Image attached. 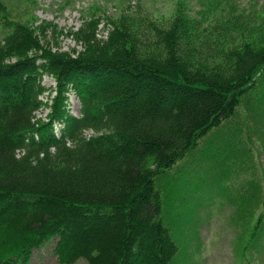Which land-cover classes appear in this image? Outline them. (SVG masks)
<instances>
[{"label":"trees","instance_id":"1","mask_svg":"<svg viewBox=\"0 0 264 264\" xmlns=\"http://www.w3.org/2000/svg\"><path fill=\"white\" fill-rule=\"evenodd\" d=\"M0 23L10 26L1 0ZM120 25L77 57L45 49L20 23L0 38V264H27L49 243L59 264H170L157 180L257 87L264 43L234 48L210 70L177 58L191 24L163 33L169 60L139 55ZM45 76L54 96L40 120ZM259 207L251 244L264 230Z\"/></svg>","mask_w":264,"mask_h":264},{"label":"rangeland","instance_id":"2","mask_svg":"<svg viewBox=\"0 0 264 264\" xmlns=\"http://www.w3.org/2000/svg\"><path fill=\"white\" fill-rule=\"evenodd\" d=\"M1 1L10 26L0 23V38L20 23L33 29L45 49L72 57L87 54L91 46L101 48L119 22V29L126 27L134 37L139 55L167 60L163 33L175 23L191 24L189 41L177 58L210 70L221 66L234 48L264 43V0ZM93 33L92 44L85 36ZM188 45L193 56L187 55ZM115 49L113 45L110 52ZM259 80L229 121L212 129L157 180L162 222L176 246L170 264H264V230L249 242L259 201L264 202V64ZM43 85L40 120L48 113L55 86L46 77ZM69 100L76 113L73 93ZM52 247L49 243L34 251L27 264H59Z\"/></svg>","mask_w":264,"mask_h":264}]
</instances>
